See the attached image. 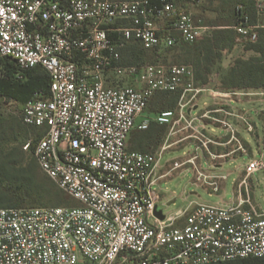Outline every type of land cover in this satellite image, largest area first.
<instances>
[{
  "label": "built area",
  "instance_id": "built-area-1",
  "mask_svg": "<svg viewBox=\"0 0 264 264\" xmlns=\"http://www.w3.org/2000/svg\"><path fill=\"white\" fill-rule=\"evenodd\" d=\"M254 6L257 15L264 11L262 2ZM208 29L177 0H0V78L9 62L19 79L35 67L49 74L48 94L36 93L21 119L41 130L33 149L41 172L77 204L0 208V264L264 258V213L249 195L239 193L230 204L161 211L160 219L155 187L163 177L156 172L165 148L151 154L127 147L132 131L150 123L200 134L191 110L202 90L189 65L124 66L120 50L130 41L147 50L192 45ZM257 29L247 18L232 27L242 44L256 43ZM177 92L176 110L139 122L154 95ZM187 163L175 161L172 170ZM262 170L264 154L249 159L241 185Z\"/></svg>",
  "mask_w": 264,
  "mask_h": 264
},
{
  "label": "trees",
  "instance_id": "trees-1",
  "mask_svg": "<svg viewBox=\"0 0 264 264\" xmlns=\"http://www.w3.org/2000/svg\"><path fill=\"white\" fill-rule=\"evenodd\" d=\"M213 11L218 15L217 20L207 22L203 26L215 30L211 37L203 40L196 49L182 44L171 48L158 47L147 50L140 43L130 41L120 50L121 64L162 65L157 64L159 60H166L168 55L173 53L174 62L188 64L195 59L199 66L207 68L213 58H220L222 51L234 45L236 34L232 27L244 18H247L248 24L255 26L257 18L253 0H221L220 6L215 7ZM257 35V42L248 43L245 50L254 51L258 56L248 60H236L221 80L223 90L264 91V28L257 29ZM5 67V74L0 78V98L13 101L23 109L36 93L48 94L51 78L43 68L30 69L19 79L15 76V64L9 62ZM200 77V73L194 74L195 80L199 81ZM173 106L166 104L165 107L170 109ZM164 127L151 123L146 131L140 132L139 149L144 151L146 143L154 139L159 141ZM30 135L37 136L38 141L42 133L39 129L25 126L21 116H4L0 113V208L60 207L71 200L50 178L40 173L41 170L33 157L23 152L22 142ZM37 141L29 145L31 151ZM220 264H264V258H247Z\"/></svg>",
  "mask_w": 264,
  "mask_h": 264
},
{
  "label": "rangeland",
  "instance_id": "rangeland-1",
  "mask_svg": "<svg viewBox=\"0 0 264 264\" xmlns=\"http://www.w3.org/2000/svg\"><path fill=\"white\" fill-rule=\"evenodd\" d=\"M178 3L189 10V12L194 16L197 23L205 25L207 22L217 20L218 15L214 12V8L220 6L221 0H177ZM214 28L209 27L203 33V36L194 44L189 45L193 46L195 49L198 47L203 40L206 38H210L212 33L214 32ZM247 44H242L238 41H235L234 45L231 48H227L224 51H227L226 56H229L231 53V65L234 64L236 60H248L253 57H257L258 55L254 51H246L245 46ZM164 51H161L163 53ZM173 53L168 55L167 59H161L157 64L162 65H189L193 68L194 74L200 73V80L199 83L207 82L208 78L213 79V82L221 83L222 78L226 75V72L231 67L229 66L228 69L223 70L221 64H223L224 54L223 51L221 52L220 58H213L212 63H210L207 68L203 65H198L196 60L193 59L191 63H183V62H174L172 58ZM205 69H208L206 72ZM202 73V74H201ZM209 75V76H208ZM211 83L210 86H214ZM220 91H227L222 89V85L220 86ZM252 93L251 96L245 97V99H255L253 103L244 102L242 104H238L235 107L244 111L253 122L256 124L257 131L259 138L262 140L261 143V150L264 154V91H249ZM181 98L180 93L174 94H157L155 95L148 103V106L144 113L142 114L139 122L143 119H152L154 118L160 111L162 110H176L179 107ZM162 99H165L162 101ZM166 104L174 105L173 108L165 107ZM0 113L4 116L7 115H14V116H21L22 107H20L17 103L13 101H8L4 98H0ZM151 124V123H150ZM154 124V123H153ZM159 127V125H157ZM146 130H139L134 129L130 134L127 140V147L129 150L144 152V153H151L156 154L159 153L165 145H171L172 137L168 139L169 134L172 133V129L168 126L163 128V135L159 141L157 139L152 140L144 145V151L139 149V142H140V132ZM250 144L252 146V150L254 151V157L251 159H260L259 152H256L257 144L252 136L248 135ZM37 136L30 135L29 138L22 142L24 145L22 146L23 152L27 156L33 157L35 163V157L33 155V151H31V147L28 149H24L27 144H34L37 141ZM180 145H171L169 149H164V153L159 161V165L163 168L168 165L171 166L172 161H182V157L184 154L189 152V147ZM188 158V157H187ZM248 156H241L237 162L233 163H226L221 171L222 174L230 173L228 179L222 182V187L218 189V193L209 192L207 189H204L195 184V175L191 169V166L187 165L178 169L166 178L159 180L158 184L156 185L155 189L157 193L160 195V202L158 204L157 209L162 211L164 215L173 214L179 210L184 209L191 200L196 199L197 197L201 198V204H208V205H216L219 204L221 201L224 203H231L236 202L237 200V185L235 181L238 179V174L235 169L243 164L247 163ZM201 165L203 169H207V163L205 160H201ZM44 175L42 172H40ZM163 173V172H162ZM45 176V175H44ZM254 186L253 197H251L252 204L258 208L260 212L264 213V170L256 172L251 177V182ZM245 198V196H243ZM168 203H171L168 206ZM76 202L70 200L68 204L63 206H76ZM27 207V206H25ZM41 207V206H40Z\"/></svg>",
  "mask_w": 264,
  "mask_h": 264
},
{
  "label": "crops",
  "instance_id": "crops-1",
  "mask_svg": "<svg viewBox=\"0 0 264 264\" xmlns=\"http://www.w3.org/2000/svg\"><path fill=\"white\" fill-rule=\"evenodd\" d=\"M257 1L262 2L264 5V0ZM255 26L258 29L264 28V11L257 15ZM226 53L227 51H223L225 55L223 64H221L223 70L228 69L231 65L232 53L229 56H226ZM211 83H214L211 78L201 84L194 78L195 88L202 90V92L197 96L198 100L194 103L191 114L196 115L198 118L200 134L192 130L176 128L169 134L168 139L172 137L171 145L189 147V152L184 154L180 163L190 160V163L185 164L183 167L191 166L195 175V184L207 189L209 192L218 193L219 186L221 189L222 182L226 181L230 175V173H221L224 165L228 162H237L241 156H248V159L254 157L248 135L252 136L257 144L256 152H259L260 156L263 153L260 152L262 140L259 138L256 124L244 111L235 107L246 101L253 103L255 99H245V97L251 96L252 93L249 91L221 92V83L215 82L212 87L210 86ZM220 122H226L231 129L222 126ZM171 145H165V150L169 149ZM201 160L206 161L207 169L202 168ZM175 161L179 162L177 160L172 161L169 168L168 165L162 168L158 164L156 175L163 177L162 179L168 178L172 172L178 170H172ZM245 164L243 163L235 169L238 174V179L235 181L237 185L236 198H238L239 193L242 196L249 195L250 198L253 197L254 186L249 184L253 174L247 178L245 185H241L245 178ZM223 176H226V178L222 179ZM214 183L218 186V189L213 187ZM200 200V197L191 200L184 209H191L195 205L201 204ZM170 204L168 203V206ZM219 204L230 203L221 201Z\"/></svg>",
  "mask_w": 264,
  "mask_h": 264
},
{
  "label": "water",
  "instance_id": "water-1",
  "mask_svg": "<svg viewBox=\"0 0 264 264\" xmlns=\"http://www.w3.org/2000/svg\"><path fill=\"white\" fill-rule=\"evenodd\" d=\"M155 214L160 218V219H163V215H162V212L161 211H157V210H155Z\"/></svg>",
  "mask_w": 264,
  "mask_h": 264
}]
</instances>
